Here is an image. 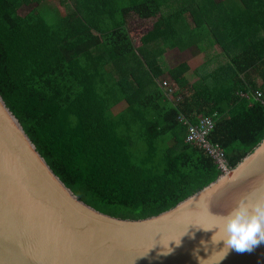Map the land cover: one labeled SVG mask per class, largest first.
Returning <instances> with one entry per match:
<instances>
[{"label": "trees", "instance_id": "1", "mask_svg": "<svg viewBox=\"0 0 264 264\" xmlns=\"http://www.w3.org/2000/svg\"><path fill=\"white\" fill-rule=\"evenodd\" d=\"M44 2L0 0V95L81 200L142 219L215 181L186 122L214 119L230 169L264 140V0ZM132 15L156 18L139 46ZM193 48L166 70L169 49Z\"/></svg>", "mask_w": 264, "mask_h": 264}, {"label": "water", "instance_id": "2", "mask_svg": "<svg viewBox=\"0 0 264 264\" xmlns=\"http://www.w3.org/2000/svg\"><path fill=\"white\" fill-rule=\"evenodd\" d=\"M257 196H264V140L236 167L158 215L104 213L55 173L0 95V264H213L223 242L213 244L215 229L202 227L212 228L241 197ZM218 264H264V242L251 251L229 250Z\"/></svg>", "mask_w": 264, "mask_h": 264}, {"label": "clouds", "instance_id": "3", "mask_svg": "<svg viewBox=\"0 0 264 264\" xmlns=\"http://www.w3.org/2000/svg\"><path fill=\"white\" fill-rule=\"evenodd\" d=\"M202 228L215 229L211 237L213 244L223 242V248L220 250L223 255L213 264H218L229 250L251 251L264 242V196L241 197L229 212L218 215L212 228ZM217 234H219L218 239L215 238ZM175 241L177 244L180 243L179 239ZM201 244L206 245L207 242L202 240Z\"/></svg>", "mask_w": 264, "mask_h": 264}, {"label": "rangeland", "instance_id": "4", "mask_svg": "<svg viewBox=\"0 0 264 264\" xmlns=\"http://www.w3.org/2000/svg\"><path fill=\"white\" fill-rule=\"evenodd\" d=\"M35 6H37V3H32L30 5H24L20 9V13L22 15L28 14ZM44 7H51V8H59L61 12L64 11V8L62 7L61 0H45L43 3ZM156 18H152L149 20H143L140 19L137 15H132L131 18L129 19V28L131 30V34L133 36L134 42L136 46L140 45L141 42V37L143 34L148 32L151 27L153 26ZM197 52L199 50L197 48H193L191 50H188L186 52L179 51L178 49L171 50L167 53L166 59H162V63L166 70H168L169 67H172L184 60H190L194 56H196ZM201 62V57L198 61V63ZM197 63V60L195 61ZM166 80L168 81L169 85H172V80L169 78V76H166ZM172 97V94H171ZM178 99V98H177ZM121 108V106L119 107Z\"/></svg>", "mask_w": 264, "mask_h": 264}, {"label": "built area", "instance_id": "5", "mask_svg": "<svg viewBox=\"0 0 264 264\" xmlns=\"http://www.w3.org/2000/svg\"><path fill=\"white\" fill-rule=\"evenodd\" d=\"M164 86H170L167 80L164 81ZM169 89L172 91V88ZM262 96V92L258 91L257 98H261ZM186 124H188L187 141L203 148L211 157L214 158L216 163L219 165V168L223 172H226L229 168L227 166L223 148L219 143H213L209 140V135L215 126L214 119L203 117L197 124H189L188 122H186Z\"/></svg>", "mask_w": 264, "mask_h": 264}, {"label": "crops", "instance_id": "6", "mask_svg": "<svg viewBox=\"0 0 264 264\" xmlns=\"http://www.w3.org/2000/svg\"><path fill=\"white\" fill-rule=\"evenodd\" d=\"M171 50H175V49H169L167 52H166V54L163 56V58H165L166 59V55H167V53L169 52V51H171ZM179 50V49H178ZM179 51H181V50H179ZM186 51H188V50H186ZM186 51H182V52H186Z\"/></svg>", "mask_w": 264, "mask_h": 264}]
</instances>
